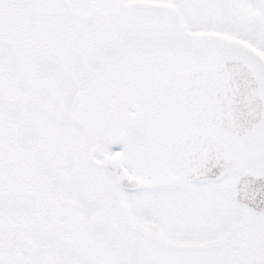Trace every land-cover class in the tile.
Returning <instances> with one entry per match:
<instances>
[{"label": "snow or ice", "instance_id": "1", "mask_svg": "<svg viewBox=\"0 0 264 264\" xmlns=\"http://www.w3.org/2000/svg\"><path fill=\"white\" fill-rule=\"evenodd\" d=\"M0 264H264V0H0Z\"/></svg>", "mask_w": 264, "mask_h": 264}]
</instances>
